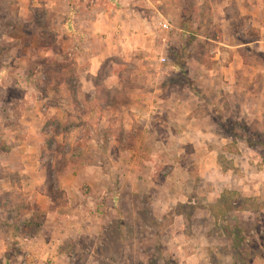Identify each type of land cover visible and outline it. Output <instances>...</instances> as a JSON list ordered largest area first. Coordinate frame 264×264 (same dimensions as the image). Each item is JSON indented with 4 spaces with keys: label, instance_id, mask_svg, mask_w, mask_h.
Segmentation results:
<instances>
[{
    "label": "rangeland",
    "instance_id": "1",
    "mask_svg": "<svg viewBox=\"0 0 264 264\" xmlns=\"http://www.w3.org/2000/svg\"><path fill=\"white\" fill-rule=\"evenodd\" d=\"M0 264H264V0H0Z\"/></svg>",
    "mask_w": 264,
    "mask_h": 264
},
{
    "label": "crops",
    "instance_id": "2",
    "mask_svg": "<svg viewBox=\"0 0 264 264\" xmlns=\"http://www.w3.org/2000/svg\"><path fill=\"white\" fill-rule=\"evenodd\" d=\"M109 16H110L109 13H106V14L104 15V17H107V18H109ZM107 32H108V31H107ZM123 45H124L123 51H125L126 53L129 52L130 54H132V53H133L132 51L136 48L137 43L135 44V42H126V43H123ZM128 48H129L130 50H127ZM123 51L121 52L122 54L125 53V52H123ZM118 53H119V52H118ZM112 76H114V78H119L118 75H116V73H112ZM114 78H113V79H114ZM109 81H110V80H109ZM112 81H113V84H114V85L119 84V83L121 82V80H112ZM89 84H90V83H89ZM140 99H141L140 97L136 99L137 104H139V102L141 101ZM142 102H143V99H142ZM152 108H153L152 105H151V106H150V105H149V106H143V109L145 110L144 112H145L146 114H148L149 116H150V114L154 111ZM131 109L135 110L134 107H131ZM131 109H130V110H131ZM138 110L141 111L139 108H138ZM127 111H129V109H127ZM131 111H132V110H131ZM139 111H138V112H139ZM140 113H141V112H140ZM112 139H113V138H111V140H112Z\"/></svg>",
    "mask_w": 264,
    "mask_h": 264
},
{
    "label": "built area",
    "instance_id": "3",
    "mask_svg": "<svg viewBox=\"0 0 264 264\" xmlns=\"http://www.w3.org/2000/svg\"><path fill=\"white\" fill-rule=\"evenodd\" d=\"M160 25H161V27H162L163 29H165V30H168V29L170 28V25H169L167 22H163V23H161ZM161 61H162V62H166V58H161Z\"/></svg>",
    "mask_w": 264,
    "mask_h": 264
}]
</instances>
